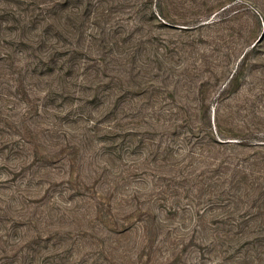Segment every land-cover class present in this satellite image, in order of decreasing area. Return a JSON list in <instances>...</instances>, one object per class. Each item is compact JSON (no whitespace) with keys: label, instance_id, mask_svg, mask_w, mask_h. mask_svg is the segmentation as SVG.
Instances as JSON below:
<instances>
[{"label":"rangeland","instance_id":"obj_1","mask_svg":"<svg viewBox=\"0 0 264 264\" xmlns=\"http://www.w3.org/2000/svg\"><path fill=\"white\" fill-rule=\"evenodd\" d=\"M81 1L93 3L92 11L66 21L63 36L46 46L0 41V264H264L262 200L227 201L211 171L175 154L181 128L164 138L152 132L153 123L181 115L199 123L193 113L203 95L211 107H262L249 96L264 88V0ZM96 1L109 9L107 21L94 17ZM52 46L62 51L63 68L24 76V93L5 57ZM247 48L253 65L245 83L230 85L221 99ZM21 64L14 60L16 69ZM76 64V77L66 74ZM130 70L137 81L144 75L141 88L119 81ZM87 82L120 93L115 124L128 129L144 119L141 133L112 140L90 130L88 115L98 117L100 105L80 93ZM136 104L144 117L143 107L127 108ZM210 153L202 150L193 162L211 161ZM256 250L260 259L244 258Z\"/></svg>","mask_w":264,"mask_h":264},{"label":"trees","instance_id":"obj_2","mask_svg":"<svg viewBox=\"0 0 264 264\" xmlns=\"http://www.w3.org/2000/svg\"><path fill=\"white\" fill-rule=\"evenodd\" d=\"M216 1L217 4L220 3V0ZM92 6L93 3L90 1L83 3L81 0H0V41L3 45H11L13 42H17L21 46H27L29 43L46 46V43L53 38V35L58 34L59 36H63L65 33L66 21H69L71 18L80 19L82 15L84 16L85 13L92 11ZM95 6L96 7L93 9L94 17H99L107 21L109 9H107V7L103 8V6L99 4V1L95 2ZM208 6V8H212L216 6V4ZM152 12H154V10ZM161 12L159 7L155 10V13L162 17ZM142 16L144 17V13ZM166 21L167 22L163 24L169 26L174 25L173 23L176 22L174 19H166ZM258 22L260 24V20ZM52 31L55 33H52ZM256 44L257 42L253 43L251 49H253ZM53 47L56 49H53ZM251 49H245L235 63V67L229 73L227 83L220 88L217 95L221 99L224 97L227 87L232 85L236 88L240 84L242 85L243 82L245 83V78L247 77L251 65H253L251 55H249ZM22 53L23 51H21V54ZM60 54H62V51L57 50L56 46H52L47 48V50L43 51L40 55H35L33 57H30L31 55H17L18 57L12 55L11 57L6 56L5 58L6 61H8L6 65L9 67V70L19 75V78L16 77V86L25 93L24 76L25 78H31L33 74L37 72H43L49 75L55 70L56 63L60 64L56 69L61 70L66 60H64L63 55ZM16 59L22 61L20 68L17 69L14 66V60ZM41 66H43L44 69H41ZM69 67L70 69L66 74L70 73L76 77V72L75 74H73V72L78 70L81 65L76 64ZM23 70L24 73L22 74ZM127 72L129 73V75H127L128 77L122 75L119 77V81L121 79L127 83V79L125 80V78H129L133 81L135 86L141 88L143 86L142 81L144 82V75H142V78L137 77L141 79V81H137L135 79L136 73L132 70L126 71V73ZM222 74H224V72L220 73V75ZM94 78H97V75H94ZM84 79L86 81L92 80L88 78ZM216 79H218V77H216ZM69 82L71 84L73 83L72 81ZM84 84L85 86H82L81 90L88 91H82L80 93H84L85 95L91 94L87 95L90 97L89 102H95L100 105L99 109L96 111L98 117L88 115L89 120L93 123L91 125V127H93L90 128V130L95 129L100 136L111 138L112 140L117 136H122V134L124 136L141 133V130H143L141 128L144 127V119L143 122H136L128 129L123 127V125L121 128L120 125L115 124V122L121 120V118L116 117V108L113 104V100L116 96L118 97L120 93H115L113 91L101 93L98 90L92 89L93 84L89 82ZM211 85L212 84H210V86ZM125 91L126 90L123 88L121 93ZM66 92L69 95L73 94V92L70 91ZM133 92L134 91H130V93ZM141 92H144V89L140 90V93ZM249 98L262 101V109H258L254 102L250 103L247 101H245L244 104L238 102V105H232L231 109L226 105L223 108L217 105V103L211 107L209 103L204 102L203 95V103L195 107L196 111L193 113L199 116V121H197L199 123L192 121L189 118L190 114L181 115L179 119L176 117L165 123H153L152 132L161 133V137L164 138V135H178V131L181 128L183 130L181 136L178 138L175 137V140L177 138L179 142V148L176 150L175 154L181 156V161L188 159V166H193L195 163H198L200 166L206 167L207 172L211 171L214 174V176L212 175L210 177L211 184H218L225 187L223 191L226 194L227 201L236 203L239 201L243 202V200H250V202L256 203L261 199L264 205V88H261L257 92H251ZM127 108H130V110L134 112L138 110V113L142 111V117H144V106L136 104L128 105ZM229 113L233 114V116L230 115L231 118L225 116ZM261 113H263V115ZM136 114L137 113H135V115ZM106 119H109V122L105 126H102V122ZM192 122L194 124H192ZM155 127H157V129H155ZM95 130L92 131L94 132ZM111 146L113 147V145ZM134 146L130 144L127 145V147L130 148ZM168 149L172 151L167 145V150ZM202 150H205L207 153L211 150L209 154L211 161L206 162L203 161L202 158H198L193 162L195 155H203ZM246 150L248 151L246 152ZM127 151H130V149H127ZM162 153L163 152H161V154ZM165 153H167L166 150L164 151V155H166ZM221 156H223L222 159ZM217 193L218 192H213V194ZM103 196L104 195L100 192L99 199H105V196ZM213 197L217 196L213 195ZM262 208L264 207L262 206ZM260 214L261 213H258L256 217H259ZM244 218L245 217L240 221H243ZM249 219L251 218H247L244 222L247 223ZM256 220L257 218H253L252 221L255 222ZM238 224L241 223H237V225ZM257 233L256 235H252V237L249 236L251 237L249 240L254 241L259 239V232ZM262 237L264 238L263 235ZM38 248L39 247H37V251L39 250ZM261 253H264V250H261ZM244 258H248L252 261L253 259H260L261 257L260 254H257L256 250L255 255H244Z\"/></svg>","mask_w":264,"mask_h":264},{"label":"water","instance_id":"obj_3","mask_svg":"<svg viewBox=\"0 0 264 264\" xmlns=\"http://www.w3.org/2000/svg\"><path fill=\"white\" fill-rule=\"evenodd\" d=\"M259 39V38H258Z\"/></svg>","mask_w":264,"mask_h":264}]
</instances>
